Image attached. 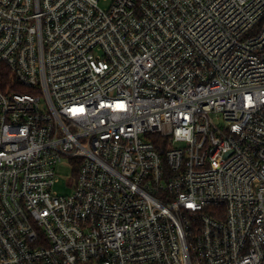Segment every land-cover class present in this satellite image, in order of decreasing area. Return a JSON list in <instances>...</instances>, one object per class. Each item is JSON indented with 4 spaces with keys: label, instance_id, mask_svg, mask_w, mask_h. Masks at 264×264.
<instances>
[{
    "label": "built area",
    "instance_id": "built-area-1",
    "mask_svg": "<svg viewBox=\"0 0 264 264\" xmlns=\"http://www.w3.org/2000/svg\"><path fill=\"white\" fill-rule=\"evenodd\" d=\"M0 264H264V0H0Z\"/></svg>",
    "mask_w": 264,
    "mask_h": 264
},
{
    "label": "rangeland",
    "instance_id": "rangeland-1",
    "mask_svg": "<svg viewBox=\"0 0 264 264\" xmlns=\"http://www.w3.org/2000/svg\"><path fill=\"white\" fill-rule=\"evenodd\" d=\"M101 6L104 7L105 4L101 3ZM58 172V182L56 183L54 190L60 193L61 195L70 194L72 189L69 187V183L72 181V170L67 167L66 164L60 166L57 170Z\"/></svg>",
    "mask_w": 264,
    "mask_h": 264
}]
</instances>
